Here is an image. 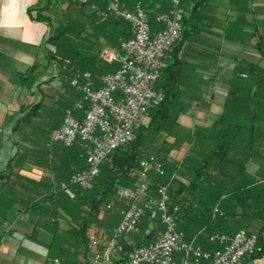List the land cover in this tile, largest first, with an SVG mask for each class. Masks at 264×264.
<instances>
[{
	"label": "trees",
	"instance_id": "1",
	"mask_svg": "<svg viewBox=\"0 0 264 264\" xmlns=\"http://www.w3.org/2000/svg\"><path fill=\"white\" fill-rule=\"evenodd\" d=\"M108 1L79 3L68 0L56 23L50 15L55 0H39L27 8L29 19L50 27L40 46L46 64L35 62L25 72L17 73L26 90L34 86L40 97L16 112L6 114L1 126L10 125V131L14 133L25 125L30 126L32 133H38H34L38 141L21 152L15 148L5 161L3 169L7 172L0 173V197H9L10 201L0 202V209L5 213L15 208L17 214L25 212L29 215L30 236L46 247L50 264L54 257L63 264H88L91 255L89 230L94 226L101 230L99 234H111L123 204L110 208L107 204L112 196H116L118 186L134 185L140 161L153 152L161 162L164 174L151 173L148 195L157 198V187L165 184L171 203L178 205L177 228L185 237H195L198 243L211 249L213 246L207 240L209 233L232 232L242 228L239 226L247 229L257 224L256 234L263 251L249 259L260 257L264 253L262 32H256L258 60L233 59L222 110L216 118L208 125L195 124L191 128L183 127L179 122L191 102L202 100L205 80L198 71L205 69L202 61L207 55L184 44L188 39L190 42L197 37L204 39L205 27L214 21L211 0H187L186 6L181 7L180 38L167 53L166 65L156 82V87L163 91V100L149 109L148 123L135 129L129 143L104 159L91 188L82 189L69 182L74 173L85 168V151L80 144L64 147L40 140L49 137L60 125L56 119L57 105H64L65 111L81 98L80 91L70 85L72 78L89 72L92 79H96L117 67L116 63L101 60L100 49L102 46L117 48L121 40L130 36L131 30L125 20L107 11ZM120 1L132 7L138 0ZM141 1L151 28L156 29L158 24L151 11H164L168 6L162 0ZM227 34L230 33L224 31V35ZM190 55L201 61L188 63L186 57ZM47 67H51L53 73L44 81L58 77L68 92L49 109L48 124L36 126L33 119L38 115L44 97L40 79ZM14 144L16 146L17 141ZM183 145L186 149L181 159L171 158V150ZM2 146L0 144V150ZM27 162L47 170L50 177L34 180L14 172L15 166L27 168ZM250 165H255L252 171ZM61 183L67 185V190L60 186ZM14 185L21 186L26 195L14 194L11 189ZM215 207L220 213H213ZM162 229L159 214L147 212L132 232L119 237L112 264L125 260L134 248L152 242Z\"/></svg>",
	"mask_w": 264,
	"mask_h": 264
},
{
	"label": "built area",
	"instance_id": "2",
	"mask_svg": "<svg viewBox=\"0 0 264 264\" xmlns=\"http://www.w3.org/2000/svg\"><path fill=\"white\" fill-rule=\"evenodd\" d=\"M106 9L125 20L131 30L130 36L121 40L117 48L102 46L100 49L101 60L116 63L117 67L96 79L84 72L70 80V85L80 91L81 98L65 109L60 125L50 135L52 143L64 147L78 143L83 147L85 168L69 179L72 185L82 189L92 187L104 159L129 143L135 129L148 123L149 109L163 100V91L156 87V82L182 28L180 0H171L170 8L157 14L159 27L154 30L141 0L132 7L120 0H109ZM152 172L163 175L164 168L150 155L140 161L136 185L117 189L116 196L123 203L118 223L108 236L89 235L93 249L88 264H112L119 237L132 232L147 212L159 214L162 231L152 242L134 248L117 264H240L244 258L263 251L259 236L245 228L209 233L207 240L213 246L211 249L202 246L195 237L187 240L184 232L177 228L178 205L171 203L165 184L157 187V198L149 197ZM60 186L67 190L65 183ZM110 207L108 204L107 208ZM218 212L215 207L213 213ZM51 264L63 263L54 257Z\"/></svg>",
	"mask_w": 264,
	"mask_h": 264
},
{
	"label": "crops",
	"instance_id": "3",
	"mask_svg": "<svg viewBox=\"0 0 264 264\" xmlns=\"http://www.w3.org/2000/svg\"><path fill=\"white\" fill-rule=\"evenodd\" d=\"M38 1L0 0V125L3 124L6 114L16 112L26 105L23 104L21 96L36 94L34 86L26 90L17 73L25 72L35 62L40 65L46 64L40 46L47 37L50 27L44 22L29 19L27 15V8L36 5ZM210 2L214 21L213 23L210 21V26L205 27L204 39L209 38L206 33H214L217 52L208 60L209 62L204 60L202 64L205 69L198 71L205 80V86L201 90L202 100L192 102L195 103L198 115H187L189 104L185 113L179 117L180 124L186 128H191L195 124L208 125L216 118L222 110L227 91L226 81L232 74L233 59L245 57L251 61L258 60L259 54L255 48L256 32H262L264 36V0H211ZM224 31L230 34L224 35ZM215 80L222 81L223 89L209 90L211 88L209 86ZM206 98L210 99L206 101ZM5 172L7 171L0 169V173L5 174ZM22 176L33 179L31 176ZM136 182L129 187H134ZM11 189L14 194L17 193V196L26 195L21 186L14 185ZM7 199L9 200V197L6 199L0 197V202L3 203ZM141 200L144 201L145 197ZM22 215L29 218L25 212L17 214L15 208L5 213L0 209V264H50L46 247L30 236L32 225L29 233L21 234L15 231V224ZM26 240L34 241L33 245L36 247L23 243ZM90 248L92 250V246ZM240 264H264V253L255 259L246 257Z\"/></svg>",
	"mask_w": 264,
	"mask_h": 264
},
{
	"label": "rangeland",
	"instance_id": "4",
	"mask_svg": "<svg viewBox=\"0 0 264 264\" xmlns=\"http://www.w3.org/2000/svg\"><path fill=\"white\" fill-rule=\"evenodd\" d=\"M68 0H55L54 2V7L51 9L50 11V15L53 18V22L56 23V21L58 19H60L61 17V13L64 10L66 4H67ZM163 3H165V5H167V9H165L164 11H151L153 19L156 22V16L158 13L160 12H166L170 6H171V0H162ZM187 0H180V6L181 7H185ZM144 4V3H143ZM144 10H145V6H143ZM146 11V10H145ZM158 24V22H156ZM159 27V24H158ZM152 30H154L152 28ZM206 35L209 38H200L197 37L195 41H191L188 39V41H185V44L189 45V48H195V49H200L201 51L204 52L205 55H207L206 61L209 62L208 60H210L212 57H214L216 55V48H217V44L214 41L215 39L213 38V33H206ZM210 42V43H209ZM207 44H211L213 47L207 46ZM216 46V48H215ZM47 48L52 49L50 46ZM187 48V49H189ZM195 58V59H193ZM193 58L190 56L186 57V61L188 63L194 64V62H196L198 60L197 57ZM204 63V61H202ZM42 70V68H39V71ZM51 67H48L46 69H44V74L41 76L40 81L41 85H40V89L43 91L44 97L42 98V104H41V108L38 112V115L33 119V122L36 124V126H46L48 124V114H49V109L55 105V103L60 99L61 95H65L66 92H68L67 90L64 89V87H62V83H61V79L60 78H53L50 81H44L46 78H48L49 75H51L53 72L50 71ZM47 73V74H46ZM220 76H222V74H220ZM221 82L222 81H218L215 80L214 83H211V88H209V90H219V89H223V87L221 86ZM208 90V91H209ZM40 97L39 94H35V95H28V96H21V100L23 102V104H30L31 102L37 101L38 98ZM210 98H206V101L209 100ZM20 100V101H21ZM25 105V106H26ZM195 103H190V107H188V114L187 115H198V110L196 109V107L194 106ZM202 106V105H199ZM64 105H62L61 103L57 105V115H56V119L59 123H61L62 118H63V112H64ZM2 125V124H1ZM0 125V144L3 145L2 149L0 150V169H3L5 166V161L7 160V158L10 157V155L14 152V149L17 148L20 152L23 151L26 148H30L32 147V142H36L38 141V138L36 139L35 134L38 135V133L35 131L32 133V128L30 126L25 125L24 128H22L19 131H16L15 133L10 131V125L5 126L4 128H2V126ZM35 133V134H34ZM50 137V135H49ZM47 136V138L45 139H40L43 142L49 141L48 145L50 144H55L58 146H62L59 143H52L50 141V138ZM161 139V137H160ZM17 141V144L15 146L14 142ZM169 141H172L171 139H169ZM186 149V145H183L182 147L179 148H174L171 150L170 152V157L176 160L181 159V157L183 156V153ZM150 155H153L156 157V155L153 154V152L149 153ZM148 154V155H149ZM149 155V156H150ZM146 158V157H145ZM27 166V168H23V169H18L17 166L14 167V172H19L22 175H26L30 177V174L34 177H31L33 179H41L45 176L50 177L49 173L47 170L36 166L34 164L31 163H26L25 164ZM255 168V165H250L249 166V170L252 171ZM120 186H118L119 188ZM122 187V186H121ZM124 187V186H123ZM118 203H122V201L118 200L117 196H112V199L109 201L108 204L111 205H117ZM107 204V205H108ZM107 207V206H106ZM16 222V221H15ZM61 222V226L65 227V224L63 221ZM31 222L30 219L27 218L25 215H22L21 218H18L17 223L15 224V231H17L18 233L21 234H26L29 233L30 231V226H31ZM257 224H255V226L247 228V230H251V232L256 233L257 232ZM244 228V226H239ZM101 232L100 229L96 228V227H92L89 230V235H97ZM187 240H189L190 238L186 237ZM23 242V241H21ZM32 242V243H31ZM34 241H29L26 240L23 243H27V244H32L33 247H36V245H33ZM35 244V243H34ZM102 244L98 247L101 248ZM93 249V247H92Z\"/></svg>",
	"mask_w": 264,
	"mask_h": 264
}]
</instances>
